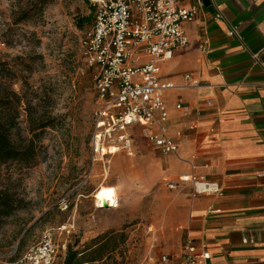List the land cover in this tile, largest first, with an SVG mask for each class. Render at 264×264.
<instances>
[{
    "label": "rangeland",
    "instance_id": "374dc122",
    "mask_svg": "<svg viewBox=\"0 0 264 264\" xmlns=\"http://www.w3.org/2000/svg\"><path fill=\"white\" fill-rule=\"evenodd\" d=\"M91 25L86 0H0V117L16 146L31 147L23 161L0 162V188L20 206L0 218V264H26L23 253L46 230L58 245L52 264L63 263L68 246L84 252L81 264L173 262L164 237L180 224H166L165 184L175 178L154 176L150 167L163 153L137 125L132 155L104 149L112 154L108 175L100 161L92 163L95 70L80 48ZM119 180L117 206L97 207L96 190ZM62 199L66 210L59 208ZM66 223L73 231L59 233Z\"/></svg>",
    "mask_w": 264,
    "mask_h": 264
},
{
    "label": "crops",
    "instance_id": "0c3cea01",
    "mask_svg": "<svg viewBox=\"0 0 264 264\" xmlns=\"http://www.w3.org/2000/svg\"><path fill=\"white\" fill-rule=\"evenodd\" d=\"M183 28L188 45L159 63L161 77L175 86L163 99L167 135L177 151L153 157L150 167L158 177L193 174L216 181L222 194L166 186V224L179 223L180 230L166 231L164 247L172 264L179 263L185 236L198 248L206 246L211 264H264V0H210L209 6L201 0L195 19ZM186 72L201 86H183ZM178 102L183 108H176ZM137 125L146 136L137 123L130 133ZM133 138L130 154L118 151L132 155ZM123 185L119 180L111 187ZM167 252L162 255L168 258Z\"/></svg>",
    "mask_w": 264,
    "mask_h": 264
},
{
    "label": "built area",
    "instance_id": "2783aa9c",
    "mask_svg": "<svg viewBox=\"0 0 264 264\" xmlns=\"http://www.w3.org/2000/svg\"><path fill=\"white\" fill-rule=\"evenodd\" d=\"M92 8V25L80 39L86 66L95 70L94 89L98 107L93 111L92 163L100 161L103 171L109 165L110 153L103 148L116 146L131 153L129 126L140 124L147 131V140L161 153H175L177 143L167 135V110L164 93L174 88L173 82L160 75V61L171 58L176 49L188 45L183 24L195 19L201 0L184 6L182 0H86ZM219 18V14L215 15ZM236 27L230 29L234 33ZM204 41L201 44L203 47ZM183 86L199 87L192 73L182 75ZM210 105V100H205ZM176 108H183L180 102ZM188 184L193 195H221L216 181L193 174H180L165 184L174 189ZM66 199L59 208L66 210ZM73 223L57 226L65 235ZM151 226L148 227V232ZM58 245L50 230L42 233L37 243L23 253L26 264H52ZM206 246L198 248L185 236L178 264H211ZM162 255L161 261L166 262Z\"/></svg>",
    "mask_w": 264,
    "mask_h": 264
},
{
    "label": "trees",
    "instance_id": "16d2710c",
    "mask_svg": "<svg viewBox=\"0 0 264 264\" xmlns=\"http://www.w3.org/2000/svg\"><path fill=\"white\" fill-rule=\"evenodd\" d=\"M16 102H19V100H16ZM47 125L49 124H46L45 126ZM29 148H31L30 145L20 148L12 142L11 130L6 126V122L2 121V118L0 117V162L4 163L14 160L23 161L28 157L27 152L29 151ZM19 207V201L13 197L8 190L0 188V218L9 216ZM83 253V251H79L78 249L72 248V246H68L62 264H81L82 261L80 260V257ZM95 260L97 259H90V261Z\"/></svg>",
    "mask_w": 264,
    "mask_h": 264
},
{
    "label": "bare ground",
    "instance_id": "6f19581e",
    "mask_svg": "<svg viewBox=\"0 0 264 264\" xmlns=\"http://www.w3.org/2000/svg\"><path fill=\"white\" fill-rule=\"evenodd\" d=\"M105 148H103L104 150ZM95 198L98 200V205L103 206L107 204L108 206H117V192L111 186H100L95 192Z\"/></svg>",
    "mask_w": 264,
    "mask_h": 264
},
{
    "label": "water",
    "instance_id": "95a60500",
    "mask_svg": "<svg viewBox=\"0 0 264 264\" xmlns=\"http://www.w3.org/2000/svg\"><path fill=\"white\" fill-rule=\"evenodd\" d=\"M203 4L206 5V6H209L210 4V0H202ZM108 205L107 204H104L103 207H107ZM102 207V206H100Z\"/></svg>",
    "mask_w": 264,
    "mask_h": 264
}]
</instances>
